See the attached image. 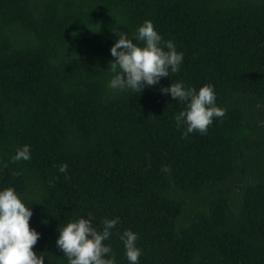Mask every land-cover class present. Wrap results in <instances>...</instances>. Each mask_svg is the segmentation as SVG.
<instances>
[{"label": "trees", "instance_id": "16d2710c", "mask_svg": "<svg viewBox=\"0 0 264 264\" xmlns=\"http://www.w3.org/2000/svg\"><path fill=\"white\" fill-rule=\"evenodd\" d=\"M146 19L182 66L113 92L110 47ZM176 81L215 86L226 112L206 133L181 135L185 104L159 90ZM25 144L31 159L13 161ZM7 186L31 204L45 264H67L58 225L89 212L97 227L120 218L105 241L118 264L124 229L138 233L139 264H264V0H0Z\"/></svg>", "mask_w": 264, "mask_h": 264}, {"label": "clouds", "instance_id": "9594fccd", "mask_svg": "<svg viewBox=\"0 0 264 264\" xmlns=\"http://www.w3.org/2000/svg\"><path fill=\"white\" fill-rule=\"evenodd\" d=\"M108 72L111 77L107 87L113 92L132 91L141 93L146 86L160 83L162 77L180 70L184 53L177 50L173 40H164L154 23L146 19L135 32L121 31L110 47ZM162 94H170L185 107L174 115L177 128L184 127L186 137L194 131L204 134L214 118L223 117L226 109L216 103L215 86L206 83L199 87L186 86L183 81L170 82L161 87ZM13 161L29 160L30 145L18 147ZM68 165L61 164L59 171L66 173ZM164 171L169 167L165 165ZM15 174V173H13ZM33 214L13 186L0 188V264H45L47 251H36L34 246L41 237L36 228L30 227ZM94 215L80 216L58 225L56 246L67 259V264H118L111 245L105 243L120 222L118 216L105 217L100 226L94 224ZM124 255L129 264H139L142 248L138 246V233L124 229L120 233Z\"/></svg>", "mask_w": 264, "mask_h": 264}]
</instances>
